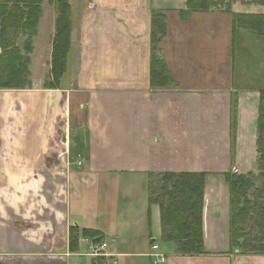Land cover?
Returning <instances> with one entry per match:
<instances>
[{
	"label": "crops",
	"instance_id": "1",
	"mask_svg": "<svg viewBox=\"0 0 264 264\" xmlns=\"http://www.w3.org/2000/svg\"><path fill=\"white\" fill-rule=\"evenodd\" d=\"M48 1L43 0L41 3L42 16L37 24V34L32 40V52L29 54L30 66L34 59L41 61V67L43 64L47 66L45 74L50 67L51 39L55 30V11ZM184 1L69 0L73 20L69 66L59 88L47 91L51 92L52 105L59 107L54 119L63 125L61 136L59 135L60 143L69 145L72 122L78 135L82 133L81 140L71 141V146H76V150L72 149L75 168L70 170L71 163L68 159L63 164L52 158L43 159V162L34 159L30 171L25 174L13 173L7 169L6 162H1L0 159V180L7 182L15 179L18 183L30 180L33 183L26 194L18 191V188H14L12 192L5 189L0 192V264H264V253H245L239 247L232 246L230 191L224 175L221 174H216L218 177L215 176L214 185L206 183L204 188V252L178 254L175 245L169 243L171 247H167L164 252L165 261L155 263L150 256V241L156 237V231L160 235V213L156 205L148 204V174L210 171L204 167L212 169L211 166L216 161H205L200 168L196 165L181 166L176 152H173L177 148L172 141L178 137V133H192L186 127H189L193 115H197L194 110L198 98L206 95L202 86L215 87L212 89L215 91L224 84L222 117L225 116L224 127L229 131L231 98L234 99L236 92L238 93L236 147L239 149L245 127L246 144L251 145L252 142L253 145L255 142V99L258 91L237 87L231 33L225 47L217 51L213 45L210 46L212 32L208 31L209 19L200 17L214 13L194 12L182 20L178 11L184 6ZM78 5L110 7L111 17L103 20L126 22L127 29L134 20L143 23L147 30V44L150 41L148 34L150 30L151 35V24L146 26L144 22H151L153 13L164 15L166 22L180 20L176 32L170 29L172 25L166 23L168 29L162 49L167 71L176 86L165 88L150 85V43L142 77L132 75L127 83L126 91L130 98L124 106L125 109L114 113L104 110L106 98L116 100L119 95L110 94L103 82L97 80H94L96 85L93 88L86 76V70L91 69L89 65L82 68L79 66L77 73L74 70L79 60L72 53H77L78 49L88 45L85 42L87 38L81 41L77 32L75 10ZM130 7H142L143 13L137 15ZM204 13L208 15H202ZM199 24L200 28H197ZM44 25L47 26L46 35L42 32ZM229 26L230 23L228 29ZM128 32L130 34L129 30ZM127 45L129 46V39ZM172 47L175 48L174 51ZM124 53H128V47ZM191 59L193 64L200 63L203 68L210 61L225 65L223 83L213 73L200 77L198 74L184 72ZM178 68L182 70V74ZM44 79L45 76L42 82ZM33 84L35 85L34 81ZM93 92L99 94L94 98ZM36 93H39V97L43 96L41 91ZM213 95L215 94L212 93L211 96ZM31 96L29 105L32 110L38 97ZM47 100L50 101V98ZM4 101L5 99H0V105ZM14 102L21 107L27 106V102L21 97ZM87 105L94 109L89 108L86 111ZM21 107L18 112L23 111ZM93 118L97 121L91 126ZM198 125L196 123L195 133H199ZM31 133L24 144L26 150L38 149L37 125L31 128ZM224 143L227 144L226 141ZM191 149L194 150V147ZM162 151H172V158H165L169 156L168 153L165 156L158 154L163 153ZM221 168L215 171H220ZM210 177L212 176H206L205 180ZM42 181H46L48 186L46 190L40 191L37 183ZM55 181L62 183L56 189L60 191L58 197L55 196L51 184ZM70 227L77 230V245L74 250L69 247ZM84 230L97 231L99 234L83 235ZM98 237L101 240L95 242ZM101 243L106 244V249L94 253L92 246Z\"/></svg>",
	"mask_w": 264,
	"mask_h": 264
},
{
	"label": "rangeland",
	"instance_id": "2",
	"mask_svg": "<svg viewBox=\"0 0 264 264\" xmlns=\"http://www.w3.org/2000/svg\"><path fill=\"white\" fill-rule=\"evenodd\" d=\"M58 1L59 0L48 1L49 6L53 5L55 19L58 15V10L55 6L57 5ZM215 3L216 4L212 6L209 11L197 10L195 12L214 13L211 16L200 17H207L209 19L210 26L208 31L212 32V41H210V46L213 45L217 51L218 49L225 47L229 40V34L231 33V45L234 51L236 65V84L238 88L258 91L255 99V104L257 100V117L255 119V142L253 145L252 142H250L251 145L249 143L246 144L245 138L247 136V128L245 127L243 128V133L239 142V149H237L236 139L239 107L238 93L236 92V97L234 96V99L231 98L232 102L234 103L235 124L233 125V131L232 129L229 131L226 126L224 127L225 116L222 117L224 107V84H222L219 89L215 91H212V89L215 87L209 88L208 86H202L204 89L203 92L206 95L204 98H198L199 102L197 101L195 103L196 108L194 110L197 112V117L193 115V119L189 123V127H186L192 133H178V137L173 139L172 142L177 148V150L173 152H176V158L178 159V163L181 166L196 165L200 168L202 164H205V161L211 162L212 159L216 160L213 162V166H211L212 169L207 168V166L204 167L210 171H197L198 173H204L206 176H212L207 181L205 180L202 182L203 184L198 185L200 192L203 191V196L206 183H210V185L215 184L214 181L215 176H217L216 174L224 175L226 173H234L235 175L242 174L247 176L249 172L257 173L256 127L260 94L264 92V0H215ZM227 4H229L228 7H226ZM106 8L107 7L98 8L97 6L83 7L79 5L76 7V19L78 20L76 28L80 36L79 39L82 41L86 37L87 41L85 42L88 45L84 46L80 50L78 49L77 53L73 52L72 55L79 60L74 69L76 70V73L79 71V66L82 68L89 65L91 68L90 70H86V76L88 77L90 83H92L91 86L93 88L96 85L94 80H97L98 82H103V85L107 87V89L110 91V94L119 95V98L116 100L106 98V103L103 106L104 110L114 113L124 110V106L127 100L130 98L129 92L126 91L129 78H131L132 75L135 77H142L143 75L144 63L146 60L145 56L147 57L148 55L147 48L151 43V35L149 30L148 36L150 37V41L147 44V30L145 29L143 23L134 20L133 23H130L129 28L127 29L126 22L114 20H111L110 22L108 20H103V18L106 19L111 17L112 14L110 7L107 9ZM112 8L114 9V7ZM228 8H230L231 13H240L246 15L255 14L261 16L257 22L262 24L263 29L261 31H257L255 30L256 28H250L248 21L245 22L244 20H241L242 23H245L246 27L240 26L241 28H237L232 37L231 15L227 11ZM130 9L137 15H141L143 13L142 7H130ZM184 9L185 5L180 8V10ZM70 11L72 24V9ZM217 12H220L221 14ZM159 15L160 14L156 16L153 15L156 26H154V30L157 37L154 44V55L159 60V62L166 66L164 58L165 54L162 50L164 47V38L167 34L166 29H168L166 28V23L167 25H172L170 29L176 32L179 27L180 20L166 22V17H164V15ZM202 15L208 14L204 13ZM134 17L135 16H133V18ZM180 19L185 20L182 17H180ZM144 23L146 26H148V24L150 26L151 24L152 27V19L151 22L145 21ZM229 23V29L231 30L227 28ZM200 24L197 28H200ZM46 28L47 26L44 25L42 30L44 35H46L47 32ZM128 30L130 31V34ZM33 37L30 39L31 46ZM194 37L196 38V35ZM9 39L14 41V46L20 50L24 57H29V55L25 56L26 54H24L22 48L23 42L26 41L27 37L22 35L14 37L13 33L9 32ZM128 39L129 46L127 45ZM197 42L200 44V41ZM127 47L128 53L125 54L124 51L127 52ZM174 49L175 48L172 47V51H174ZM210 53H212L211 50ZM69 54L67 57V68L64 73L67 72L69 66ZM8 58L9 56H5L4 62L2 61V65L4 67L10 63V59ZM193 63L194 62H192L191 59V62H188L186 65L184 72L192 75L198 74L200 77H206L207 75L213 73L217 76L220 83H223V78L225 77L223 69L225 65L222 66V63L220 62L210 61L206 64V67L203 68L200 63ZM175 64L178 65V63ZM14 65L21 66V63L18 61L16 63L15 61ZM40 65L41 61L34 59V63L32 66H30L29 58V62L27 63L26 67L27 75L25 76L23 83L21 81L13 82V78L10 77V74L7 76V71L9 70L4 68L5 70L3 72V67L0 66V84L7 83L17 85V87L3 88L0 90V99H5L4 103H1L2 105H0V119L2 120V123H0V159L1 162H6L7 169L13 173H27L33 168L32 163L34 162H32V160L34 159L43 162V159L52 158L61 161L62 164L66 163L68 159L71 163L70 170L75 168L72 158L74 152L72 149L76 150V146L72 147L71 141L73 142L75 140H81L82 133L78 135V132L74 130L75 124L72 122L70 123L71 141H69V145L66 146L60 143L59 137L61 136L60 132L63 125L61 126L62 123L56 122L55 120L59 112V107L52 105L51 92L47 91L59 88V84L64 73L58 79V81L49 80V71L47 74H45L47 71V66L43 64L41 67ZM132 66L134 67L133 70ZM180 73L182 74L181 69ZM43 76H45V79L42 82ZM169 77L173 81V84L166 86L165 88L176 86L174 79L170 74ZM33 81L35 82V85L33 84ZM40 82H42V84ZM44 82H47V84L49 82L50 85L54 86L55 88H49L48 85L43 84ZM40 91L43 92V96L39 97V93L36 92ZM212 93L215 95L211 96ZM31 94L35 98L38 97V102L35 101L32 110L29 105L32 98ZM93 94L95 98L97 96L96 94L99 93L93 92ZM15 95L17 98L21 97L24 101H26L27 106L21 107L19 103L14 102V100L17 99ZM49 98L50 101L47 100ZM231 104L232 103H230V106ZM20 107L23 109L22 112H18ZM89 108L94 109V107L87 105L85 110L88 111ZM196 109H198V111ZM95 121H97L96 118H93L90 125L94 126L93 122ZM177 121H179V119H177ZM231 122L232 118L230 117V126ZM196 123H199V133H195ZM35 125H37L38 128V149L26 150L24 149V144L27 140L26 138L30 137L32 133H36H31V128ZM86 135H84L85 138ZM232 140L234 142L233 145ZM224 141H226L227 144H225ZM228 141H231V146ZM193 147L194 150L191 149ZM162 152L163 153L158 154L162 156L169 154V156H165V158H172V151ZM217 168H221V170L215 171ZM157 173L162 172H153V174ZM217 180L220 181V179ZM222 182L223 181H221V183ZM152 183H157V180L152 181ZM32 184L33 183L30 182V180L23 181L22 183H18L15 179H11L7 182L0 180V192L2 193L3 189L12 192L14 191V188H18V191H22L26 194L30 191L29 187H31ZM34 184H36V182H34ZM37 184L39 185L40 191L47 189L48 183H46V181L38 182ZM51 184L53 185L55 196L58 197L60 191L56 189H58L62 183L55 181ZM256 190H260L261 194L259 195ZM235 195L237 203L239 201V206L235 211H233V218L235 222L233 227L234 242L238 240L241 243L240 250L242 252L264 253V238H262L263 234H261V228L263 227L259 226L260 222L264 219V217L261 216L264 215V211L260 213L258 212L259 207L252 206V204L262 206L264 205V177L258 178L254 184L252 183V185L249 182H246L244 186L238 185ZM55 205L57 206V204ZM152 205H156L158 207L157 204ZM239 235L242 236V239L240 240L238 239ZM155 236L156 237L154 238L155 240L153 242H157L162 251L166 252V248L171 247L170 244L168 242H162L157 231ZM150 242H152V240Z\"/></svg>",
	"mask_w": 264,
	"mask_h": 264
},
{
	"label": "trees",
	"instance_id": "3",
	"mask_svg": "<svg viewBox=\"0 0 264 264\" xmlns=\"http://www.w3.org/2000/svg\"><path fill=\"white\" fill-rule=\"evenodd\" d=\"M43 0H0V66L7 71V76L13 78V82L22 83L27 75V63L29 57H24L20 50L14 46V41L9 39V32L13 36H25L26 41L23 42V51L25 56L29 55L32 50L31 38L36 35L37 24L42 16L41 3ZM215 0H185L184 10H179L180 17L186 19L195 11H209L214 6ZM229 4L226 5L228 7ZM58 10V15L55 19V30L52 36V48L50 58L49 80L58 81L67 68V57L71 50V9L68 0H59L55 5ZM231 15L232 37L237 28L240 26L246 27L245 22L248 21L250 28L261 31L262 24L257 22L261 16L255 14H240L231 13L230 8L227 9ZM153 15H158L156 12L152 14L151 27V55L149 65V78L152 87H166L173 84L169 77L166 66L155 57V41L156 32L154 30L155 19ZM160 16V15H159ZM161 18V17H159ZM264 18V17H263ZM264 25V22H263ZM156 27V26H155ZM6 34V36H5ZM4 56V57H3ZM5 56H9L10 63L4 67ZM3 61V62H2ZM21 63V66H15L14 62ZM5 68V69H4ZM6 72V71H5ZM3 74V73H2ZM22 76V77H21ZM49 88H55L50 83L44 82ZM17 87L12 84H0V89ZM230 117L232 118L230 131L234 129L235 111L234 103L231 101ZM256 166L257 173H251L247 176L242 174L235 175L234 173L224 174L225 182L228 184L230 191V234L233 247L241 248V243L236 240L234 242L233 227L235 225L233 211L239 206L237 203L235 191L238 185L244 186L246 182L251 185L255 181L264 177V92L260 94L258 105V118L256 127ZM232 140V145H233ZM231 146V141H230ZM206 175L198 172H162L157 174H148V204H157L160 213V239L162 242L173 243L176 252L182 255L202 254V206H203V191L200 192L198 185L203 184ZM157 180V183L152 181ZM202 187V186H201ZM251 187V186H250ZM260 195V190H256ZM252 206L259 207L258 212L264 211V205ZM264 217V215H261ZM264 228V219L260 222ZM262 229V238H264V229ZM99 233L93 230H84L83 235L96 236ZM238 239H242L239 235ZM101 240L98 237L95 242ZM152 243V242H150ZM77 245V230L74 227L69 229V247L74 250ZM264 246V244H263Z\"/></svg>",
	"mask_w": 264,
	"mask_h": 264
},
{
	"label": "built area",
	"instance_id": "4",
	"mask_svg": "<svg viewBox=\"0 0 264 264\" xmlns=\"http://www.w3.org/2000/svg\"><path fill=\"white\" fill-rule=\"evenodd\" d=\"M106 249V244L105 243H101L99 245L96 246H92V250H94V253H100L102 251H104ZM151 253L150 256L153 258L154 262H163L166 259V255L164 254V252H162V250L159 249L157 244H152L151 246Z\"/></svg>",
	"mask_w": 264,
	"mask_h": 264
}]
</instances>
